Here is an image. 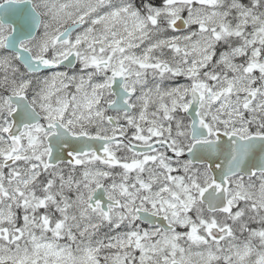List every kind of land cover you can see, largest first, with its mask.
<instances>
[{
	"label": "snow or ice",
	"instance_id": "obj_1",
	"mask_svg": "<svg viewBox=\"0 0 264 264\" xmlns=\"http://www.w3.org/2000/svg\"><path fill=\"white\" fill-rule=\"evenodd\" d=\"M0 264H264V0H0Z\"/></svg>",
	"mask_w": 264,
	"mask_h": 264
}]
</instances>
